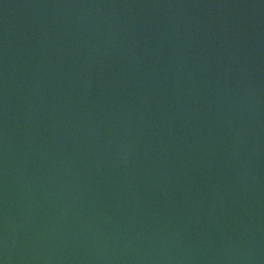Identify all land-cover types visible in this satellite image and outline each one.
Instances as JSON below:
<instances>
[{
	"label": "water",
	"instance_id": "1",
	"mask_svg": "<svg viewBox=\"0 0 264 264\" xmlns=\"http://www.w3.org/2000/svg\"><path fill=\"white\" fill-rule=\"evenodd\" d=\"M0 264H264V0H0Z\"/></svg>",
	"mask_w": 264,
	"mask_h": 264
}]
</instances>
